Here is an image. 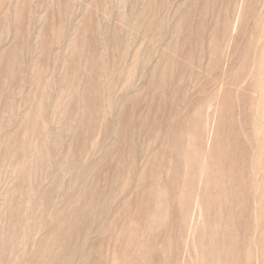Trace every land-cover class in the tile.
Wrapping results in <instances>:
<instances>
[{
    "label": "rangeland",
    "instance_id": "1",
    "mask_svg": "<svg viewBox=\"0 0 264 264\" xmlns=\"http://www.w3.org/2000/svg\"><path fill=\"white\" fill-rule=\"evenodd\" d=\"M0 264H264V0H0Z\"/></svg>",
    "mask_w": 264,
    "mask_h": 264
}]
</instances>
